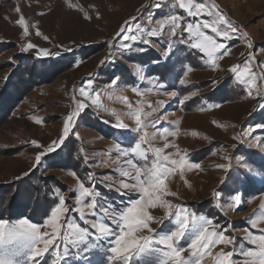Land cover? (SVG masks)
Here are the masks:
<instances>
[{
    "label": "rangeland",
    "instance_id": "374dc122",
    "mask_svg": "<svg viewBox=\"0 0 264 264\" xmlns=\"http://www.w3.org/2000/svg\"><path fill=\"white\" fill-rule=\"evenodd\" d=\"M156 2L0 0V208L19 206L21 202L28 204L31 186L39 184L41 187L44 182L49 186L55 185L64 189L62 194L68 201L69 209L58 221L60 231L70 235L75 231L69 227L73 222L84 226L79 220L80 213L86 219L92 218V209L85 206L88 202L86 198L81 197L84 203L79 206L76 203L81 182L85 185L90 182L81 167L73 169L63 166L65 152L45 157L42 165L33 170L35 155L42 149L32 146L31 142L35 140L47 145L58 139L62 135L64 118L75 110L78 102H83L87 108L81 109L79 118L74 121L76 136L71 138L82 144L88 158L85 167L96 178L110 174L113 182L118 183L122 177L116 175V172L135 171L125 163L129 157L118 154V145H129L130 141H134L136 133L128 132L124 135L121 134L124 132L122 129L110 134L104 133L100 125L98 127L91 123L89 118L99 117L103 125L115 126L116 122H120L133 128L136 126V113L141 115L143 121H153L163 112L165 115L161 118V125L169 127L170 133L175 134L158 132L152 126L140 133L145 137L142 148L148 151L149 166L153 153L160 149L158 156L161 161L164 156L170 160L185 157L190 163H199L201 167L183 170L176 168L168 173L165 177L167 190L176 195L164 198L173 205V218H166V209L148 208L154 217L164 218L162 223L153 221L150 226L162 233L173 230L177 206L211 218L214 226L209 225V231H220L226 226L225 235L233 237L234 242L209 245L201 257V264H218L217 258L221 252H239L240 244H244L245 250L251 247L242 238L264 234V168L259 171L250 160L251 153L264 155V129L259 127L264 125V109L261 108V104H264V0H202L207 9H221L226 18L243 29V32L229 40L218 39V42L228 46L229 52L217 60L216 67H212L206 58H201L190 48L181 45L178 40H172L175 55L168 61L171 64L170 80L159 77L166 89L154 87L156 81L146 79V76L153 75L149 68L145 65L141 68L140 62L127 61L125 55L120 54L119 44L116 43L117 32L132 18H140L139 23L146 27L157 26L155 23L148 25L149 15L159 19L168 14H178L183 17L185 26L187 22H197L195 16L188 17L179 9L178 0H158L161 4L159 9L155 8ZM85 14L91 19H86ZM21 17L26 21L27 34L24 27L17 23ZM199 19L215 21L217 17L202 15ZM135 26L134 21L132 27ZM204 31L211 34L208 30ZM169 42L167 36L153 41L161 52ZM28 43L38 48H48L50 52H65V48L73 50L89 45L93 48L89 49L85 59H78V65L76 63L72 66V61L52 67L35 64L34 71L31 68L26 72L27 69L22 68L21 54L33 56L29 58L31 63L35 60V63H40L42 59L33 55L37 48L23 51ZM249 43L252 47H249ZM250 55L254 59L247 65L248 83L238 85L230 69L239 65L243 70ZM102 61L111 62L102 64ZM121 64L134 74L135 84L127 82L129 77L126 80L124 76L118 75ZM189 67L191 71L185 75V69ZM113 69L118 72L110 73L109 70ZM114 73L119 77L118 86L107 83ZM89 77L93 79V88L99 93L102 108L93 106L91 99L81 96L78 91L79 86ZM180 79H184V85L179 84ZM133 86L140 91H135ZM172 91L177 92L181 103L177 102V97L168 95ZM184 96H188V99L184 100ZM209 103L218 104L219 107H205ZM149 111L151 115H147ZM37 119L41 123L37 124ZM166 144L169 147H165ZM225 156L232 159L225 160ZM237 158L245 160L252 171L245 175ZM225 163L230 164V171L217 167ZM30 173L33 177H27L20 185L19 178ZM18 184L20 188L27 187L25 193L19 192ZM146 186L151 192L150 185ZM96 188L103 195L105 192L112 193V197H107V200L115 201L118 205L126 203L129 198L125 197L122 201L114 190L110 191L99 183H96ZM234 189L243 193L238 206L231 202L224 203L218 196H214V193H220L230 201ZM131 198L136 199V193H132ZM217 205L222 206L218 208ZM19 220L16 218L10 224ZM43 230L53 231L51 227ZM142 234L151 235L147 230ZM193 236L194 233L189 232L188 238L180 240L178 246L186 248ZM255 250L258 251V247ZM103 254V247L95 249L88 254L86 264H106ZM183 256L185 259L190 258L191 249L186 248ZM233 259L236 264H258L259 258L234 256Z\"/></svg>",
    "mask_w": 264,
    "mask_h": 264
},
{
    "label": "snow or ice",
    "instance_id": "6c2138e0",
    "mask_svg": "<svg viewBox=\"0 0 264 264\" xmlns=\"http://www.w3.org/2000/svg\"><path fill=\"white\" fill-rule=\"evenodd\" d=\"M94 7V6H93ZM161 4L155 3V8L159 9ZM175 7V4H173ZM178 7L188 17L195 16L197 22H187L184 24L183 17L178 14H168L159 19H154L152 15L147 17L148 25L155 23L156 27L145 26L139 23L140 18H132L126 21L117 32L116 43L119 44L120 54L131 53L136 44H141L144 47L140 51L152 50L157 53L152 59V63L159 65L161 61L165 64L171 60L175 55V50L172 47V40H178L184 47L190 48L196 52L201 58H206L212 67H216L218 59L228 55L229 48L225 43L218 42V39L229 40L237 33H242L238 25L227 19L221 9H207L205 3L194 2V0H178ZM20 11L19 8L16 9ZM212 17L216 16L215 21L208 19H199L200 16ZM86 19H91L85 14ZM136 22L135 28L132 27L133 22ZM17 23L24 27L27 34L28 28L26 21L21 17ZM223 25V28H221ZM210 31L207 34L204 30ZM167 30V31H165ZM39 34V33H37ZM169 37V43L164 46V51L161 52L156 48L153 39L160 40L162 37ZM45 40L48 37H44ZM123 41V43H120ZM59 47H63L60 45ZM249 47H252L249 43ZM37 48L36 58H54L61 55L60 52H50L48 48H38L32 43H28L23 51L27 52L30 49ZM71 48H65V52H71ZM254 59L249 56V60L245 62L243 70L241 66L234 65L230 71L235 75L238 85H246L248 80L246 74L249 71L248 63ZM111 61H102L107 63ZM77 65L80 63L76 62ZM140 67H144L141 62ZM191 71V68L185 69L184 74ZM146 79L155 80L154 87L159 89H166V85L160 80L159 75L153 74L146 76ZM93 79L86 78L79 86V93L85 98L91 99V104L97 108H102L103 105L99 102V93L93 88ZM113 86L119 85V77L113 76L107 81ZM216 83V81H213ZM179 84L184 85V79L179 80ZM134 90L139 92L140 89L133 86ZM171 97H177V92L172 91L168 93ZM194 95V93H193ZM94 97V98H93ZM184 100L188 96H184ZM177 102L182 101L177 97ZM163 103V102H161ZM205 107L215 108L218 104L209 103ZM87 105L83 102H78L75 110L70 112L63 123L62 135L52 140L47 145H42L33 140L32 146L39 147L42 150L35 155L33 170L40 167L44 158L56 154L59 155L66 146V141L71 137L76 136L74 128V121L79 118L81 109H86ZM264 109V104H261ZM95 115V112L93 113ZM151 115V111L147 113ZM165 113H161L156 120L143 121L139 113L135 114V127L129 128L126 124L116 122L119 129L128 132L136 133L134 141H130L129 145L119 146L118 154L120 156L129 157L125 163L130 165L135 171L123 170L116 172V175L122 178L119 182H113L112 175L105 174L103 177L96 178L91 172L88 173L89 184L81 182L79 191L76 194V203L79 206L84 201L81 197L87 199L86 207L92 209L91 219H86L80 213L79 220L83 223V227L75 222L69 225L70 228L75 229L70 235H65L60 231L61 225L58 223L62 214L69 211L66 201L62 194L64 189L54 188L52 190L54 204L49 206V216L46 223H35L28 219H21L14 224H10L8 220L0 218V264H47V258H52V264H68L71 258L70 253L75 254V259L81 264H86L88 254L95 249L103 247L105 250L106 264H201V257L204 250L209 248V245L217 243L232 244L234 238L225 235V227L220 231H209L208 226L213 225L214 221L203 215H197L194 212H189L183 206H177L178 211L174 216V229L168 233L157 232L151 228L153 221L161 222L164 218L154 217L147 210L148 208H162L166 209V218L172 219L173 205L164 197L167 195L175 196L176 193H170L165 184V177L170 171L176 168L183 170L199 169L201 165L195 162H189L187 158L182 157L180 160H170L168 156H164L160 160L158 153L160 149H156L153 153L151 165L149 166L148 151L142 148L145 137L140 135L149 126L157 129L158 132L170 133L169 127L161 125V118ZM37 124L41 123L39 119L35 121ZM264 129V125L259 126ZM255 137H253L254 139ZM169 147V145H165ZM85 161L87 157L83 158ZM225 160L232 158L225 156ZM240 166L244 169V174L247 175L252 171L250 166L242 158ZM137 161H143V164ZM159 164V167H158ZM217 167L229 170L230 164H220ZM243 182V178H241ZM96 183L108 188L110 191L114 190L116 195L121 197L123 201L125 197H129L126 203L117 204L115 201H108L107 198L96 188ZM150 185L152 191L150 192ZM136 193L137 198L132 199L131 194ZM224 203H235L237 206L243 199V193L238 189H234L230 194V201L223 197L220 193H214ZM146 198V199H145ZM222 205H217L221 207ZM191 218V227H190ZM51 227L53 231L49 232L46 229ZM147 230L151 235H143V231ZM191 232L194 236L186 248L191 249V256L185 259L183 256L185 247L178 246V242L186 239L187 234ZM250 248L245 250L244 244L238 245L239 252L228 251L221 252L218 259V264H236L234 256L240 258L258 257V264H264V234L242 238ZM259 241V245H257ZM258 247V251L255 249Z\"/></svg>",
    "mask_w": 264,
    "mask_h": 264
},
{
    "label": "trees",
    "instance_id": "16d2710c",
    "mask_svg": "<svg viewBox=\"0 0 264 264\" xmlns=\"http://www.w3.org/2000/svg\"><path fill=\"white\" fill-rule=\"evenodd\" d=\"M155 39H153L154 41ZM2 44V43H1ZM0 44V45H1ZM144 46L141 44H136L134 46V50L131 53H125V58L127 59V61L129 62H143L145 66H147V68H149V72H151L152 74H157L159 75V77L165 79L168 78L170 80V75H171V64H165L164 61H161L159 65H155L153 64L151 61L153 59V57H155L157 54L152 51V50H145V51H140V49H142ZM91 48H93V46L89 45L88 47H78L77 49L74 48L71 52H60L61 55L59 57H54V58H42L40 61V63H35L32 61V63L30 62L29 58H32L33 56H29L28 54H21V60H22V68L23 69H27L25 70L26 72H28L29 69L32 68V71H34V65L35 64H39L42 66V64H44V66L46 67V65H49L48 67H52V66H56V65H61L62 62L69 64L71 61V65L75 66L76 62L78 61V59H85L87 57V53L89 51V49L91 50ZM95 51L97 49H94ZM20 54V53H19ZM34 56H36V54L33 53ZM26 58V59H25ZM24 59V60H23ZM36 59V58H34ZM19 66V65H18ZM17 66V68H18ZM121 66V70L115 71V69L113 70H109L110 73L111 72H118V75L120 74V76H124L127 80V78L129 77L130 80H127V82L129 81V84L133 85L136 83V81H134V74H132L130 72V70L128 69V67L123 66L122 64ZM43 67V66H42ZM15 67V69H17ZM63 68V66L61 67V69ZM59 68H57L56 70H58ZM61 69H59V71H61ZM22 72V71H21ZM115 74V73H114ZM117 76V74H116ZM26 81H29L28 78L26 79ZM16 82V81H15ZM14 83V82H13ZM4 101V100H3ZM13 101H11L12 103ZM0 107H2L1 103H0ZM262 110V109H260ZM89 120L91 121V123H94L96 125H100V128L102 130V132L104 133H112L114 130H120L119 128H117V126L115 125H103V123L100 122L99 117H95V116H91L89 118ZM122 132V131H121ZM128 133V131L124 130L123 133L124 134ZM65 152L66 156H64L63 162L62 164H64L63 166L66 168H77L79 169L81 167L82 171H84V173L86 174V177L88 179V173L91 172L90 169H88L87 167H85V161L83 158L86 157L85 152H83V147L82 144L79 141H76L74 138H69V140L66 141V146L64 147L63 151H61V153ZM255 153H251L250 154V160L253 162L254 166L258 167L259 171H262V169L264 168V155L260 156V154H256ZM93 174V172H91ZM264 175V174H263ZM30 177V179L33 177L32 173L28 174L27 176H23L21 178H19L18 183H20V185L22 184L23 181H25L26 179ZM42 181V180H41ZM48 183L44 182L43 185H36L31 186V194L28 197H31L30 200H28V204L24 203L17 206H7L5 208H0V218L2 219H6L9 221V223H12L16 220V218L18 219H28L31 222H35V223H44L46 220L49 219V216H46L45 213L48 212L49 210V206L54 204V198H53V194H52V190L54 188H57L55 185H47ZM43 186V187H42ZM18 188H19V192L20 193H25L24 189L27 187H19L18 184ZM19 193V194H20ZM112 193H108L105 192L104 196L107 197H112L111 195ZM23 195V194H22ZM24 196V195H23ZM22 206V207H21ZM26 208V209H24ZM16 216V214H18ZM76 213V212H75ZM70 214V213H69ZM68 214V216H69ZM20 216V217H18ZM105 255V254H103ZM72 257L68 260V264H81V262H78L74 257L75 255H71ZM47 264H52V258L49 257L47 258Z\"/></svg>",
    "mask_w": 264,
    "mask_h": 264
}]
</instances>
